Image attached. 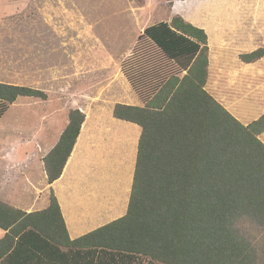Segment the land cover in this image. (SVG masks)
<instances>
[{
    "label": "trees",
    "instance_id": "obj_1",
    "mask_svg": "<svg viewBox=\"0 0 264 264\" xmlns=\"http://www.w3.org/2000/svg\"><path fill=\"white\" fill-rule=\"evenodd\" d=\"M263 56L259 48L240 59ZM121 69L144 103L112 111L141 129L126 213L71 240L53 193L30 213L0 201V264H258L264 247L258 252L240 224L264 230V115L244 126L205 90L207 36L178 15L145 27ZM20 97L48 98L0 82V118ZM83 121L68 112L43 158L48 183Z\"/></svg>",
    "mask_w": 264,
    "mask_h": 264
},
{
    "label": "crops",
    "instance_id": "obj_2",
    "mask_svg": "<svg viewBox=\"0 0 264 264\" xmlns=\"http://www.w3.org/2000/svg\"><path fill=\"white\" fill-rule=\"evenodd\" d=\"M200 1L194 17H187L180 4L172 5L170 16L178 15L205 32V90L246 126L264 115V56L254 62L240 59L264 48V0ZM77 3L85 5V0H0V46L8 47L0 52L38 54L43 69L74 68L75 62L68 58L81 52L79 44L85 41V6L76 9ZM7 20L12 24L6 25ZM121 63V79L128 90L115 87L109 104L103 95L85 93L83 98L61 95L65 103L45 109L53 97L46 93V100L35 98L37 108L28 116L36 121L27 135L0 140V201L30 213L45 209L53 193L71 240L127 210L141 129L114 118L112 111L115 104L141 107L144 103ZM74 109L84 114V121L60 177L48 183L43 158L58 142L68 112ZM258 138L264 144V132ZM3 235L0 229V239Z\"/></svg>",
    "mask_w": 264,
    "mask_h": 264
},
{
    "label": "rangeland",
    "instance_id": "obj_3",
    "mask_svg": "<svg viewBox=\"0 0 264 264\" xmlns=\"http://www.w3.org/2000/svg\"><path fill=\"white\" fill-rule=\"evenodd\" d=\"M175 4L183 6L187 17H194L201 1L85 0V5L77 3L76 9L85 6V41L79 44L83 45L80 47L83 50L73 53V59L68 58L75 62V67L43 69L39 68L42 63L37 60L38 54L0 52V81L53 95L48 105L43 107L45 109L56 107L59 101L65 103L61 95L65 98L69 95L83 98L85 93L103 95L109 104L114 98L115 87L121 91L128 90L125 80L121 79L119 64L130 54L136 36L147 25L169 21L172 18L171 7ZM5 24L10 25L12 22L7 20ZM141 44L145 45V40ZM7 48L0 46V51ZM169 65L173 63L169 62ZM49 77L54 79L50 81ZM35 102H38L35 98L20 97L8 107L0 118V140L17 139L19 134L27 135L28 128L33 126L35 120L28 116L34 114L37 108ZM240 226L249 233L259 252L264 247V230L254 224ZM141 262L147 260L142 259ZM258 264H264L263 255L258 258Z\"/></svg>",
    "mask_w": 264,
    "mask_h": 264
}]
</instances>
